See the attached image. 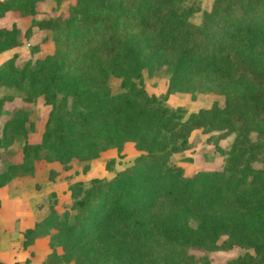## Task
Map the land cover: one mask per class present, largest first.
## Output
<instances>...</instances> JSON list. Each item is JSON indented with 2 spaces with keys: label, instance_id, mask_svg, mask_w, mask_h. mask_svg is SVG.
I'll return each mask as SVG.
<instances>
[{
  "label": "trees",
  "instance_id": "16d2710c",
  "mask_svg": "<svg viewBox=\"0 0 264 264\" xmlns=\"http://www.w3.org/2000/svg\"><path fill=\"white\" fill-rule=\"evenodd\" d=\"M36 1L0 0V17L20 4L34 12ZM31 25L50 30L53 49L19 65L16 52L4 58L0 90L18 87L24 101L40 99L49 109L40 140L24 138L21 160L0 167V186L31 173L39 158L58 160L64 169L74 160L83 172L102 150L113 147L121 156L125 141L139 153L109 178L71 182L67 209L59 214L48 204L23 228L20 246L46 235L45 264H175L163 244L206 233L237 239L234 228L253 250L244 264H264V0H212L208 10L198 0H75L66 13L44 12ZM17 31L15 24L0 26V52L17 44ZM29 50L37 51V44ZM162 64L165 91L148 93L141 70ZM213 75L226 80L214 82ZM112 77L118 78L115 89ZM175 90L219 92L223 105L187 112L165 102ZM11 98L0 93V108ZM24 121L32 129L27 111L18 108L3 122L0 159L11 137L25 136ZM198 127L235 137L221 169L188 176L169 155L185 148ZM113 164L110 157L104 168ZM204 199L230 202L237 224L205 221L196 210ZM166 200V210L156 208Z\"/></svg>",
  "mask_w": 264,
  "mask_h": 264
},
{
  "label": "rangeland",
  "instance_id": "374dc122",
  "mask_svg": "<svg viewBox=\"0 0 264 264\" xmlns=\"http://www.w3.org/2000/svg\"><path fill=\"white\" fill-rule=\"evenodd\" d=\"M75 0H37L34 3V12L25 11L24 5L20 4L11 8L0 17V26H17L15 38L17 44L6 49L3 57L17 53L16 64H21L25 60L34 61L37 57H42L45 53H50L53 49V41L48 28H39L31 25L33 19L43 16L44 12L54 15L58 12H67L68 7ZM200 6L209 9L212 0H198ZM28 27V31L25 28ZM26 31V33H25ZM37 44L38 50L31 53L30 45ZM256 44V43H255ZM261 49H264V40L261 42ZM256 46V45H255ZM257 48V47H255ZM259 50V49H258ZM258 58L257 55H255ZM3 60V59H2ZM1 60V61H2ZM264 61V55L259 60ZM165 65H159L150 69L142 68L141 84L148 93L160 94L165 91L168 81V72ZM214 82H225V78L217 76L210 77ZM118 83V78L112 77L110 84L113 89ZM12 94L10 100L4 101L0 108V133L3 122L13 111L18 108L27 111L28 120L31 121L32 129L28 127V121H24L26 126L25 136L17 134L11 137L7 151L0 159V167L5 163H17L21 160L22 141L25 138L29 142L40 140L42 130L45 126L48 104H44L40 99L36 102H26L22 99L24 91L20 88L0 90ZM224 97L215 91L187 92L175 90L168 94L166 103L171 106H181L187 112L195 111L199 107H208L212 102L218 106L223 105ZM249 136L254 139V132ZM235 137L234 131L226 129H212L203 131L202 128L190 130L187 136L188 144L182 150L172 152L169 160L175 165L183 168L185 175H191L197 170L221 169L224 163L225 152L229 149L231 141ZM121 156H117L113 147L102 150L90 160L89 168L81 171L80 166L71 161L69 168H62L58 160H45L39 158L33 162L31 173L18 174L8 182L0 186V260L6 258L2 264H9L11 254L17 256L19 264H24L23 255L26 251H20L21 232L24 226L30 225L34 219L44 213L48 204H53L59 214L70 204L68 185L81 180L86 182L93 176L109 178L114 170L126 167L131 163L132 158L139 153L132 141H125L120 151ZM113 157L114 164L111 170L104 168L106 159ZM258 165V162H254ZM168 201L156 204V208L166 210ZM230 202L222 199H204L196 207L197 213L205 218V221L213 224H223L222 227H233L239 220L237 209L228 204ZM155 207V206H154ZM190 223L197 224V217H191ZM199 230L195 229V231ZM189 234V233H188ZM231 236L237 239L228 238L226 233L199 235L191 237L187 241H177L165 243L162 247L170 250L175 264H244L248 261V255L253 250L248 245L249 237L243 235L241 231L232 228ZM34 242V241H33ZM160 241L154 244L153 252L158 253L155 248L161 246ZM9 252L7 253L6 252ZM49 248L42 239H38L34 244L33 253L30 255L28 264H45L43 261ZM6 252V253H5ZM159 252H162L161 250ZM10 256V257H9ZM7 257H9L7 259ZM174 264L170 259L165 263Z\"/></svg>",
  "mask_w": 264,
  "mask_h": 264
},
{
  "label": "crops",
  "instance_id": "0c3cea01",
  "mask_svg": "<svg viewBox=\"0 0 264 264\" xmlns=\"http://www.w3.org/2000/svg\"><path fill=\"white\" fill-rule=\"evenodd\" d=\"M4 51H6V49L5 50H3V51H1L0 52V57H3L4 55H3V52ZM2 59H4V58H0V62H1V60ZM32 224V223H31ZM30 224V225H31ZM30 225H28V226H30ZM24 227H26V226H24ZM21 239H22V237H21ZM38 239H42V241L44 242V244L46 245V242H47V236L45 235V236H39V237H37V238H35L34 239V242H32V244H30L28 247H26V248H22L21 246H20V251L21 252H23V251H26V255L24 254L23 255V261H24V259L25 258H28L29 260H28V262H24V264H28L29 263V261H30V255L33 253V249H34V244H35V242L38 240ZM21 241V240H20ZM6 252H7V250H6ZM5 252V253H6ZM7 253H9V252H7ZM11 256V259H9V264H12V262L13 261H18V258H17V256H13L12 254L10 255ZM9 256V257H10ZM9 257H7V259L9 258ZM4 261H6V258L5 259H3V260H0V264H2Z\"/></svg>",
  "mask_w": 264,
  "mask_h": 264
}]
</instances>
